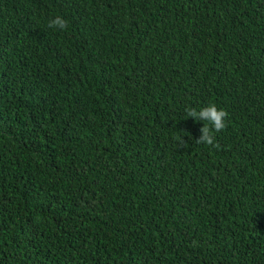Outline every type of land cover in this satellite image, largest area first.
<instances>
[{"label": "trees", "instance_id": "16d2710c", "mask_svg": "<svg viewBox=\"0 0 264 264\" xmlns=\"http://www.w3.org/2000/svg\"><path fill=\"white\" fill-rule=\"evenodd\" d=\"M0 264H264V0H0Z\"/></svg>", "mask_w": 264, "mask_h": 264}, {"label": "clouds", "instance_id": "9594fccd", "mask_svg": "<svg viewBox=\"0 0 264 264\" xmlns=\"http://www.w3.org/2000/svg\"><path fill=\"white\" fill-rule=\"evenodd\" d=\"M48 26L50 28L58 27L63 30L68 26V21L61 16H56L49 21ZM188 117H192L196 120L207 121L201 128L202 135L196 140L198 144H207L209 146L218 147L215 140V133H219L226 128V120L229 113L223 109L218 108L214 103L209 104L207 107L201 108L199 111L195 108H189L186 111ZM181 143L184 142L181 140Z\"/></svg>", "mask_w": 264, "mask_h": 264}]
</instances>
